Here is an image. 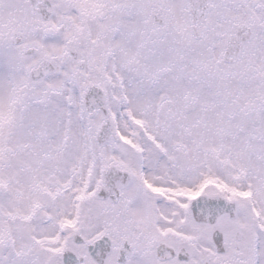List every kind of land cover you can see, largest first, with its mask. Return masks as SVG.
<instances>
[{"label":"snow or ice","instance_id":"snow-or-ice-1","mask_svg":"<svg viewBox=\"0 0 264 264\" xmlns=\"http://www.w3.org/2000/svg\"><path fill=\"white\" fill-rule=\"evenodd\" d=\"M0 264H264V0H0Z\"/></svg>","mask_w":264,"mask_h":264}]
</instances>
